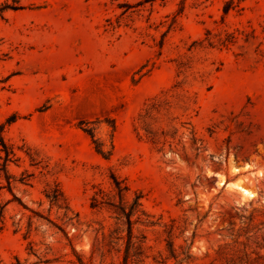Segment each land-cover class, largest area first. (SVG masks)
Instances as JSON below:
<instances>
[{"label":"rangeland","instance_id":"374dc122","mask_svg":"<svg viewBox=\"0 0 264 264\" xmlns=\"http://www.w3.org/2000/svg\"><path fill=\"white\" fill-rule=\"evenodd\" d=\"M226 1L0 0V132L19 158L0 264H124L90 206L111 172L154 222L129 264H264V0Z\"/></svg>","mask_w":264,"mask_h":264},{"label":"trees","instance_id":"16d2710c","mask_svg":"<svg viewBox=\"0 0 264 264\" xmlns=\"http://www.w3.org/2000/svg\"><path fill=\"white\" fill-rule=\"evenodd\" d=\"M245 0H227L224 6V12L227 14L231 9L239 7L241 2ZM210 44L212 38H208ZM237 36L235 33H227L226 38L221 41L222 45L236 42ZM91 121L81 122L82 129L91 136L95 145L96 151L109 158L112 154L113 145L110 149H106L104 144L100 142L96 136ZM114 130H115V126ZM19 158L16 155L14 146L8 143L5 137L0 132V189L7 187L11 192L13 190V183L17 181L15 177L9 171V164L11 162H17ZM29 175L23 174L19 179L22 184H27ZM111 189L105 190L102 187L95 189L90 199V206L93 209L102 210L107 209L111 212L113 218L116 221V233L117 239L126 238V250L124 254V264L129 262H140L145 255V242L146 235L141 233L137 235L135 233V225L142 224L145 226L153 225L154 222L151 219L150 214L144 209L143 197L144 194L140 190H132L131 187L118 176L116 173L111 172ZM5 179L6 185L2 184L1 180ZM46 197L49 199L52 206H56L58 209L64 210V217L67 221H70L72 217H69V212L72 211L70 204L65 196L62 188L59 184H55L53 188L46 192ZM5 223V211L4 206H0V228ZM125 233V235H124ZM81 264H84L83 260L79 258Z\"/></svg>","mask_w":264,"mask_h":264},{"label":"bare ground","instance_id":"6f19581e","mask_svg":"<svg viewBox=\"0 0 264 264\" xmlns=\"http://www.w3.org/2000/svg\"><path fill=\"white\" fill-rule=\"evenodd\" d=\"M237 187H239V189H241V191L244 193L245 196H252V195H254L253 194V191H251L250 189H248V188H246V187H244L242 185L237 184Z\"/></svg>","mask_w":264,"mask_h":264}]
</instances>
